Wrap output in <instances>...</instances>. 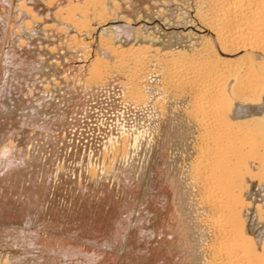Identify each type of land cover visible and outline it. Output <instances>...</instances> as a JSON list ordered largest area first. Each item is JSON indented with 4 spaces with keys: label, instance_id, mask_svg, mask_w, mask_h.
I'll list each match as a JSON object with an SVG mask.
<instances>
[{
    "label": "rangeland",
    "instance_id": "374dc122",
    "mask_svg": "<svg viewBox=\"0 0 264 264\" xmlns=\"http://www.w3.org/2000/svg\"><path fill=\"white\" fill-rule=\"evenodd\" d=\"M70 1L87 2L0 0V87L4 70L6 72L13 66L8 65L10 63L6 60L8 52H14L18 60L14 65L25 68V75L16 85L14 95L11 94L13 100L10 106L16 108H10L7 115L0 117V138L12 141L9 142L14 154L18 153L26 160L23 159L24 164L17 167L20 170L14 169L1 181V188L8 196L4 201L7 210L4 208V217L0 216V264L221 262L213 258L212 251L218 249L222 237L215 233L216 227L212 225L215 222L209 216L211 213L203 208L199 188L192 178L198 126L192 119L190 94L168 87L155 89L153 98H160L162 103L158 104L162 105L156 104L157 108L149 105L141 111L139 106L136 107L131 91L128 94L125 92V84L132 80L128 76L132 64L127 67L126 62L121 72L109 74L104 79L102 75L97 83L89 84L90 65L95 51H100L97 32L102 22L93 16L92 8L75 12ZM106 1L116 2L117 6L111 5L115 14L103 23L113 20L115 24H123L127 30L125 33L123 27V33L110 37L109 44L114 48L125 49L134 40L138 44H149V59L162 58V53L170 49L191 50L192 36L187 35L189 31L181 26L185 25L189 11L193 10L194 0ZM20 3H23L24 10L19 7ZM22 10L25 14H21ZM115 58L111 56L106 62L115 65ZM154 79L155 74L151 81L154 82ZM155 108L161 109L163 114ZM137 130L142 134H137ZM123 132L128 142L135 135L141 138L133 162H136V167L143 164V171L138 174L136 170L135 178L139 179H135L137 182L134 185H128L127 181L118 177L116 169L119 165L112 161L108 152L109 139L114 136L121 138ZM115 202L117 205L129 204L133 208L127 220L126 215L119 213V220L123 219L122 227L113 228L114 232L119 230L118 234L113 232V236L118 235L121 239L117 245L102 247L103 244L94 245L92 241L76 239L66 233L76 216H107L115 210ZM159 202L167 206L157 208ZM145 206L151 214L140 217V211ZM34 237L41 244L30 246V239ZM56 244L70 253L59 255L55 252L56 248H52ZM78 247L81 249L79 252L75 250ZM93 252H99V255L89 256Z\"/></svg>",
    "mask_w": 264,
    "mask_h": 264
},
{
    "label": "bare ground",
    "instance_id": "6f19581e",
    "mask_svg": "<svg viewBox=\"0 0 264 264\" xmlns=\"http://www.w3.org/2000/svg\"><path fill=\"white\" fill-rule=\"evenodd\" d=\"M86 1L85 3L70 1V3L74 4L73 10L75 9V12L76 10L82 11L84 8H92L93 16L102 22L99 29L97 28L99 30L97 35L100 46L98 49L100 51H95V57L88 72V83L94 85L99 79H102V75L104 76L103 79L108 77L109 74L115 75L117 71L121 72V70L125 69L124 65L128 63L127 67L132 64L130 71L128 69L130 72L128 76H131L132 80L125 84V87H127L125 92L128 94L131 91L133 101L136 107L139 106L141 108V111L142 108L145 110L149 105L152 107L162 103V101L159 102L160 98H153L152 94L155 89L163 90L164 87H168L178 90V92L185 91V93L188 92L190 94L192 119L198 126L197 156L192 164V178L199 188L198 192L200 191L201 194L200 200L203 208L211 213L208 212L212 219L206 218L215 222V224H212L215 225L213 228L216 227L215 233L222 237V240L220 238V242H218L220 245H215H219L218 249L216 248L217 250L212 251L214 253L213 258L222 263L225 262L224 264H264V0H194L195 5L193 10L187 14L185 25L181 24L183 30L187 29V32L189 31L187 35L192 36L191 50H166L162 53V58H152L154 59L153 62L151 61L152 59H149V52L151 51L149 44H138L134 40L127 48L122 50H118L109 44L110 37L117 36L125 27L122 26L123 24H115L113 20L108 21V25L103 23L111 18L112 15L114 16L115 10L111 5L117 6L116 2L112 4L106 0ZM177 4L179 5V3ZM19 7L24 10L23 3H20ZM23 10L21 14H23ZM68 17L73 19L70 15ZM74 17L76 18V15ZM83 20H81L82 23ZM21 22L23 21L21 20ZM24 22L26 24V20ZM125 23L127 24V22ZM29 24L27 19V26ZM124 32L127 33L126 27ZM129 34L130 36L132 35L131 32ZM129 34H126V36L128 37ZM20 43L22 44L23 42ZM7 55L6 60L10 63L8 65L13 66L9 67L8 70L6 66L4 67L7 71L5 72L4 70L2 86L0 87V117L7 115L10 108L14 106H10L13 100L11 94L16 90V85L25 75L23 71L25 68L22 69L23 67L14 65L18 62L14 52L10 51ZM111 56L116 57L115 62L113 61L115 65H109L106 62ZM154 74L155 79L153 82L151 79ZM28 84L26 85L29 86ZM163 93L165 95V92ZM159 108L162 109V107ZM161 109L156 110L159 111ZM16 111L18 112V110ZM23 115L21 114V117ZM153 129H155L154 125ZM124 133L121 134V138L110 136L108 152L113 158L112 161H116L119 165L116 169L119 174L118 177L120 176L123 181H127L128 185H134L139 179L138 177L137 179L135 178L136 170L138 174L143 171V164H137L138 167H136V164L134 165L136 162H133L139 148V139L141 138L134 134L135 137L128 142ZM9 141L6 142L5 139L2 140L0 138V216L3 217L4 215L2 214L5 211L4 201H6L5 198L8 195L1 188V181L6 175L19 167L24 159L22 156L17 155L18 153L14 154L12 143L10 144L12 141ZM120 147L121 150H118ZM149 147H151V143ZM20 152L22 151L20 150ZM8 193L10 194L9 191ZM27 202H29V199ZM161 206L165 207L167 205L161 202L156 204L157 208ZM147 207L145 206L144 209H141L140 217H144L145 214H151V210ZM114 208L115 210L107 216H76L74 224L69 227V232L66 231V233L77 237L76 239L92 241L91 243L94 245L103 244L104 246L101 245L102 247L117 245L121 239L118 238V235L113 236V228L122 227L123 219L119 220V213L122 212L126 215L125 218L127 220L130 218L133 208L129 204L117 205L116 202L114 203ZM213 214L214 216H212ZM11 215L9 214V216ZM213 230L215 231V229ZM115 232L118 234L119 230L117 229ZM25 241L27 240L25 239ZM37 243L41 244L37 237L30 239V246H34ZM16 246L18 247V245ZM23 247H26V245ZM81 247L83 248L82 245ZM52 248H56L55 252L61 256H67L70 253L59 244ZM75 250L81 251L80 247ZM96 255H99V252L89 254L92 257ZM13 258L15 259V257L11 259ZM221 262L217 263L216 261L215 263L220 264ZM75 264H78V262Z\"/></svg>",
    "mask_w": 264,
    "mask_h": 264
}]
</instances>
